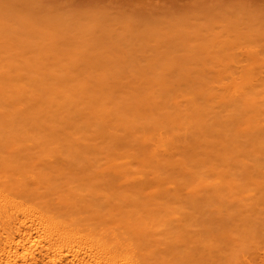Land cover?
<instances>
[{
  "label": "bare ground",
  "instance_id": "obj_1",
  "mask_svg": "<svg viewBox=\"0 0 264 264\" xmlns=\"http://www.w3.org/2000/svg\"><path fill=\"white\" fill-rule=\"evenodd\" d=\"M30 1L0 0V264H236L264 228V64L115 57Z\"/></svg>",
  "mask_w": 264,
  "mask_h": 264
},
{
  "label": "rangeland",
  "instance_id": "obj_2",
  "mask_svg": "<svg viewBox=\"0 0 264 264\" xmlns=\"http://www.w3.org/2000/svg\"><path fill=\"white\" fill-rule=\"evenodd\" d=\"M7 1L13 4H17L18 6H20L21 9L27 3V0H7ZM29 1L30 0H28V2ZM31 1L34 4L36 3L35 4L36 7L38 6L39 8L44 9V10L41 9L42 11L40 10L38 12L39 15L49 14L51 16H55L59 19L63 18L65 20H68V19L70 20L73 18V21L75 22L77 20H81L79 21V24L76 22L78 26L73 25L74 26L73 28L71 27L67 30V33H69V30H70V34H69L70 37L77 38V36H79L83 40H85L86 38H87L86 40H89L91 37L93 38V36L95 35V38L93 39L91 38V40H94L97 38V40L99 39L98 40L99 43L96 42L95 40L93 42L91 41V43L93 44L98 43L97 45H99L100 47L97 45H94L95 46L94 47L93 44L92 45L89 44L90 45L89 48L91 47V50H92L96 48L97 46L96 49L100 48V52L103 51L104 54L108 52L112 56H115V57H116V53L113 52L114 50L113 51L111 50V46L109 47V50H111L115 54H113L110 51L105 52L106 50H103V47L101 51V45L106 44V43H111L113 46L114 43L117 41L115 43L116 44L115 46H118V48L117 47L115 48L118 49V52L120 51V53L117 54L120 57L124 54V52L123 54L121 53V49H119V46H122L120 48L125 49L126 51L125 50L124 51L126 53L129 51L128 49L132 50V48H134L132 52L131 51L128 52V53H132V54L134 53V54L133 55L128 54V53L126 55L124 54L126 56L125 58H127V56H132L131 58H157V57L159 58L160 55H161L160 58H162L163 56L166 55V53H168L167 55L168 58H191L193 55L191 54L192 53L191 51H194L193 58H238V59L239 58H258L259 62L257 63L256 66H254V68L258 70H259L258 67L260 66L261 68L262 67L261 65L264 64V40L262 39V37H264V0H191L188 2L189 4L188 3L186 4L184 2L185 0L184 1L182 0L183 3L182 1L178 0L179 3L181 2L182 4H178V2L176 3L177 0L175 1L173 0L174 2H172L171 0H170L171 2L169 0H168L169 2H164V0H158V1L155 0L157 2L155 1L152 2L153 0L152 1L151 0H31ZM94 13L95 15H97V17L99 16L100 17L97 18L94 15ZM114 14L116 16H114ZM117 15H119V17L121 18L124 17L123 18L124 21L123 19L116 18L118 17ZM89 17L90 18L96 17L98 20L94 18V20L92 21L91 19H88ZM85 18H86V21L84 20ZM112 18L120 19L123 22H127L129 26L128 25L126 26L120 25L119 27L108 26V23L106 24V22L112 21ZM125 18H126V21H125ZM99 19L100 21L102 20L101 22H103V24L99 21ZM179 20L182 22H180ZM152 21L153 22L155 21L157 24L153 23ZM177 21H179V23L188 22L187 24H191V25H187L188 28L190 26L193 27L194 25V33L192 35L189 34L191 38L187 34L188 33L186 30L187 28L181 29V27L185 26L186 23L179 24V26L178 25L176 26V24H178ZM160 22L163 24L162 25L159 24ZM169 22L171 25L172 23L173 25L175 24L174 27L172 25L173 28L171 27ZM160 25L166 28L161 27ZM168 25H170V27H168ZM175 26H176V30H172V29H175ZM67 28H68V25H63L62 28H58V29L65 31ZM178 28L181 30H179ZM211 31L220 33L221 38L212 39L211 36H208V33ZM101 32H104L106 35L104 36L101 35L100 34ZM262 33H263V36L260 38ZM98 34L102 36L101 39L99 38L100 36L97 37ZM110 34L114 35L113 39L111 37L109 39L108 37H106V36H109ZM106 40L107 41L110 40V41L107 42ZM145 43L146 44L148 43L151 46L148 45L146 47ZM107 45L105 46L106 48H108L109 46ZM138 45L142 47V50ZM105 47L104 49H106ZM190 47H193L194 49L192 48L193 50H189L188 48ZM96 49L94 50L96 51L95 54H97ZM98 56L99 57L101 56V58L105 57V56L102 57V55L100 54ZM108 57H111V56H108ZM228 73L230 72L227 71V74ZM228 198L227 196L226 198H224L226 199V202ZM230 198L232 197L230 196ZM215 199L216 200L219 199V196L217 198L215 197ZM224 199H222L220 203L218 200V203L221 204L223 202V204H225ZM205 201L202 202L204 205H206ZM208 201L209 202L211 201L212 203H214L213 205H215L216 203V202H213L215 201L213 199L212 200L209 199ZM232 201H238L237 196H235V199L233 196ZM232 201L229 200V202H231L229 204L232 205L236 203V202L232 203ZM239 202L241 206L238 204ZM239 202H237V204L239 205L240 208L238 207V205L236 207L242 210L244 204L243 202H241V200ZM210 204L206 206L210 207L209 206ZM219 204L216 203L215 207L218 206ZM213 205L210 207L211 209L208 208V211L210 210L209 212L215 211L216 208H218V207H216L215 209L212 208ZM231 205H229L230 207L228 208L227 215L230 212L229 209H232V208L236 209L235 206L234 208ZM221 206L222 208L219 207V209L224 208L225 210L226 208L225 205H221ZM204 207H202V209ZM245 207L251 208L250 206H246V203H245ZM245 207L244 209H246ZM203 211H204L203 216H205L206 209L205 210L203 209ZM216 211H219V210H216ZM223 211L222 213L225 214L227 210L225 212ZM262 211H264V208L262 209ZM234 212H238L237 209ZM212 213L214 214V212ZM213 214L210 213V215H213ZM223 214L222 215L220 214L222 217L221 216L219 217L221 218L226 217L227 219V216H223ZM236 214L238 215V213H235V214L232 213L230 214V217L234 218L236 217ZM245 214L246 213H244L243 216H246ZM247 214L251 216V212H248ZM255 214H253L252 216H254ZM215 215L217 216L216 219H219L218 217L219 213ZM215 215H213V217ZM241 215L237 216L238 219L241 218ZM261 215H264V212H262ZM207 216H208V213H207ZM248 216H246L245 218L243 217V218L247 219V221H251L253 218H255V217H250V216L248 217ZM256 217L257 218L255 219L260 221L259 223L261 224L264 223V222H261L264 219L263 216H262V220H259L260 218L259 216H256ZM235 219L233 220L234 222H235ZM244 219L242 220L244 221ZM230 221H232V219ZM253 224L259 227L258 229L253 227V230L254 229L256 230V234L259 231V233L256 235L258 237L256 239L257 241H255L254 239L255 244L250 245L251 240H248L247 245L249 246L245 247L244 246L246 244L245 243L243 245L244 247L241 246V248L240 247L237 248L239 256L237 255L238 254L237 253L235 255V258L237 256L239 258H238V262L236 261V264L237 263L238 264H264V239H262V237H264V232L261 233L262 235H260V230L264 231L263 230L264 228L262 227L263 229H261V226H259V224L257 225L255 220H253L252 225ZM263 225L264 224H262V226ZM259 236H261V238ZM248 242L250 243L248 244ZM243 255H244V258L242 257Z\"/></svg>",
  "mask_w": 264,
  "mask_h": 264
}]
</instances>
